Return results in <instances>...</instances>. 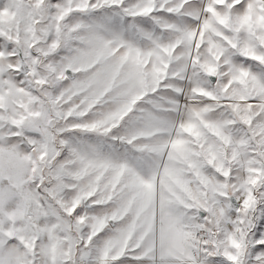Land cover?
Listing matches in <instances>:
<instances>
[{
	"label": "snow or ice",
	"instance_id": "1",
	"mask_svg": "<svg viewBox=\"0 0 264 264\" xmlns=\"http://www.w3.org/2000/svg\"><path fill=\"white\" fill-rule=\"evenodd\" d=\"M0 264H264V0H0Z\"/></svg>",
	"mask_w": 264,
	"mask_h": 264
}]
</instances>
